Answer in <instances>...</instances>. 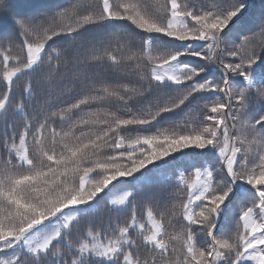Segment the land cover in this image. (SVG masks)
I'll return each mask as SVG.
<instances>
[{
  "label": "snow or ice",
  "instance_id": "6c2138e0",
  "mask_svg": "<svg viewBox=\"0 0 264 264\" xmlns=\"http://www.w3.org/2000/svg\"><path fill=\"white\" fill-rule=\"evenodd\" d=\"M248 9L76 0L12 14L0 264H264V42L234 36Z\"/></svg>",
  "mask_w": 264,
  "mask_h": 264
},
{
  "label": "trees",
  "instance_id": "16d2710c",
  "mask_svg": "<svg viewBox=\"0 0 264 264\" xmlns=\"http://www.w3.org/2000/svg\"><path fill=\"white\" fill-rule=\"evenodd\" d=\"M75 2L76 0H11L6 10H0V29L14 30L12 21L17 17L13 16V13L18 14L19 17H29L37 13H52L68 8ZM247 2L249 4L248 12L234 36L241 35V33L250 35L252 36L251 43L258 46L264 42V35L258 28V17L261 13L260 0H247Z\"/></svg>",
  "mask_w": 264,
  "mask_h": 264
}]
</instances>
